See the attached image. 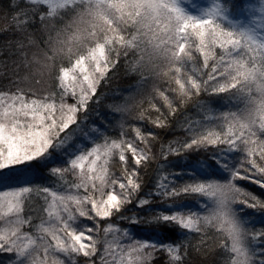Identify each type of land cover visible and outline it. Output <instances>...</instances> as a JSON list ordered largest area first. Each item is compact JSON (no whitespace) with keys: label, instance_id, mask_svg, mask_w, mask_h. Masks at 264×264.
I'll list each match as a JSON object with an SVG mask.
<instances>
[{"label":"snow or ice","instance_id":"snow-or-ice-1","mask_svg":"<svg viewBox=\"0 0 264 264\" xmlns=\"http://www.w3.org/2000/svg\"><path fill=\"white\" fill-rule=\"evenodd\" d=\"M0 264H264V0H0Z\"/></svg>","mask_w":264,"mask_h":264}]
</instances>
